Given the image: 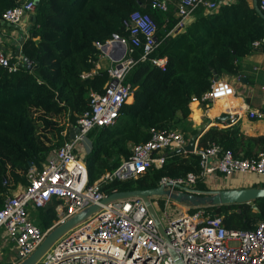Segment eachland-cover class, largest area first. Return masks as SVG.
Segmentation results:
<instances>
[{
  "label": "trees",
  "instance_id": "1",
  "mask_svg": "<svg viewBox=\"0 0 264 264\" xmlns=\"http://www.w3.org/2000/svg\"><path fill=\"white\" fill-rule=\"evenodd\" d=\"M16 2L0 0V17L4 9ZM150 2L38 1L29 34L21 43V60L15 52L9 55L10 63L17 64L16 69L10 72L0 66V207L10 189L27 183L25 173L29 165L41 168L48 152L63 143L62 127L52 116L66 114L74 124L77 115L87 107L89 92L102 91L107 80L106 70L85 78L81 73L90 71L98 59L99 50L93 42H103L113 33L126 34L123 20L132 11L147 13L154 21L159 44L152 56H166L167 62L162 70L150 61H139L126 75L125 81L133 87V100L123 105L113 125L89 132L92 148L84 156L89 182L126 158L130 143L148 140L150 128H177L190 113L191 98L207 91L213 79L236 74V60L252 50L253 41L264 37V19L253 7L252 0L224 3L215 12H205L199 7L188 25L168 35L176 22L173 6L160 11L152 8ZM3 24L0 20V27ZM140 51L137 49L135 56ZM24 58L30 60L31 69ZM36 111L41 114L34 115ZM198 116L199 109L194 108L193 117ZM38 123L55 141L39 132ZM182 132L188 138L185 130ZM211 143L229 148L241 157L264 151V137L245 136L238 123L210 126L199 137L198 148ZM198 171L197 154L172 150L167 152L162 167L149 168L137 178L115 180L103 190L111 193L149 189L156 187L163 176L174 178ZM252 187H264V183L252 184ZM193 189L199 193L210 190L201 180ZM55 203L39 208L34 215L42 228L57 219ZM208 207L213 215L222 217L228 229L248 230L257 221L264 220V197L249 203L208 204Z\"/></svg>",
  "mask_w": 264,
  "mask_h": 264
},
{
  "label": "built area",
  "instance_id": "2",
  "mask_svg": "<svg viewBox=\"0 0 264 264\" xmlns=\"http://www.w3.org/2000/svg\"><path fill=\"white\" fill-rule=\"evenodd\" d=\"M34 0H17L2 11L0 20L10 26L20 25L34 14ZM150 6L160 11L174 8L176 22L167 33L181 31L189 17L199 7L205 12H215L220 6L213 0H151ZM259 7L264 13V0ZM126 34L113 33L105 41H94L99 50L98 59L90 71L81 77L92 76L101 69L107 71V80L102 91L91 90L87 107L77 115L75 123L67 122L60 133L63 143L52 148L42 167L30 164L25 173L27 183L17 186L5 195L0 207V236L13 242L17 264L29 256L56 226L80 213L91 205L98 209L63 233L44 253L36 264H175L174 252L182 264H264V220L255 223L252 229H228L222 217L213 215L208 204L194 206L164 197L165 210L158 213L149 201L162 224L165 235L160 233L145 202L138 197L117 199L103 203L102 199L116 192L106 193L103 187L115 180L137 178L149 168H160L169 151L181 148L187 138L178 128H150V138L133 143L130 154L121 158L119 164L106 170L89 182L84 156L92 148L89 132L94 128L113 125L124 104L133 97V87L125 81L130 69L139 61H150L164 70L167 57L152 56L159 44L156 24L147 13L132 11L123 20ZM264 37L252 42V48L260 47ZM141 49L135 56L137 49ZM108 63L101 68V61ZM20 61V60H19ZM16 63H10L9 54L0 48V66L12 72ZM264 89V86H263ZM234 85L223 77L212 80L210 88L190 102L202 103L210 108L215 100L232 99ZM230 117L229 126L239 116L235 107L225 108ZM250 119L264 120V106L247 108ZM199 156V171L184 176H163L157 186L175 192H193L198 180L207 185L213 177L233 174H251L264 178V151L253 156H236L229 148L215 143L194 148ZM54 205L57 219L46 228L35 221L32 209ZM168 206L179 212L169 216Z\"/></svg>",
  "mask_w": 264,
  "mask_h": 264
},
{
  "label": "crops",
  "instance_id": "3",
  "mask_svg": "<svg viewBox=\"0 0 264 264\" xmlns=\"http://www.w3.org/2000/svg\"><path fill=\"white\" fill-rule=\"evenodd\" d=\"M217 4L233 2L235 0H213ZM173 8V7H172ZM204 11L205 9L202 8ZM197 11V10H195ZM195 12L187 20L188 25L194 19ZM32 16V15H31ZM31 16L25 18L17 27L21 28V32H14L5 37V33L0 32V48L4 49L7 54L11 55L15 52L17 59L21 60L20 48L24 38L29 34L28 29L31 24ZM10 26V25H8ZM8 42V43H6ZM102 65H106L108 61L102 60ZM237 73L222 76L229 80L235 87V96L232 99H218L215 103L222 101L223 107L221 109L214 108L215 103L208 109L204 108L202 103L190 102V113L186 119L181 120L178 129L189 135L187 140L192 135L190 132L193 130H200L204 132L210 126L222 127L225 121L216 122L215 117L225 112L227 107H235L240 113L236 117V121L231 124L238 123L241 132L247 137H264V120L250 119L246 113L247 108H259L264 106V47L261 45L252 50L244 56L236 60ZM132 99L129 101L131 102ZM194 108L199 109V116L197 119L193 117ZM215 111V113L213 112ZM230 124V125H231ZM199 139V138H198ZM198 139L195 140V147L198 148ZM187 143V141H186ZM133 143L129 144L131 148ZM257 151V148H255ZM193 153V152H192ZM218 178V177H217ZM261 180L264 178L258 176ZM218 180V179H217ZM210 189V188H209ZM16 258V250L12 241H2L0 236V264H12Z\"/></svg>",
  "mask_w": 264,
  "mask_h": 264
},
{
  "label": "water",
  "instance_id": "4",
  "mask_svg": "<svg viewBox=\"0 0 264 264\" xmlns=\"http://www.w3.org/2000/svg\"><path fill=\"white\" fill-rule=\"evenodd\" d=\"M37 4L39 0H34ZM252 5L255 10L259 13V15L264 19V13L261 11L258 0H252ZM23 41V40H22ZM24 62L27 64V67L31 69V62L29 59L24 58ZM216 122L225 121L226 123H230V117L227 113L223 112L219 116L215 117ZM202 131L198 130L193 133L190 138L187 140V143L184 144L183 147L176 149V152H194L195 148V140L198 139L202 135ZM160 195H169L173 200L186 203L194 206L211 204V205H220V204H229V203H249L252 200L264 197V187H242V188H226V189H218V190H209L202 194H196L193 192H184L181 190L172 192L170 189H165L163 185H159L149 189H133V190H125V191H116L113 192L102 199L103 203H107L117 199H126L132 197L141 198L151 216L154 218L156 225L160 231V233L164 236L165 239L168 237L165 235L161 222L157 217L153 207L149 201V197L152 196H160ZM255 208V206H253ZM98 209L97 205H91L81 211L80 213L74 215L73 217L66 220L64 223L59 224L55 228H53L43 239V241L37 246V248L25 259L21 260L17 264H36L44 253L53 245V243L68 229L85 219L92 212ZM175 264H182L179 257L172 252Z\"/></svg>",
  "mask_w": 264,
  "mask_h": 264
},
{
  "label": "rangeland",
  "instance_id": "5",
  "mask_svg": "<svg viewBox=\"0 0 264 264\" xmlns=\"http://www.w3.org/2000/svg\"><path fill=\"white\" fill-rule=\"evenodd\" d=\"M0 32L5 33V37H7L8 35L13 34L14 32H21V28L17 27L16 25L8 26L7 23H4L0 27ZM6 43H8V42H6ZM104 67H105V65H101V68H104ZM36 114H41V112L40 111L34 112V115H36ZM52 118H53L52 120H55V122L58 126L62 127V130L65 129L67 122H69L67 120L68 117L66 114H59L57 116H52ZM38 130L42 134L44 133L47 138L51 139V142L55 141V137H53L50 132L45 131L44 126L41 123H38ZM262 183H264V180L261 179V181H260V179L256 175L237 173V174H233L231 176L220 175V176H218V178L213 177L211 179V182H209L208 185L206 183H204V184H205V186L210 188V190H218V189H226V188L250 187V186H252V184L260 185ZM14 190L15 189H10L9 193L13 192ZM150 198L153 201L155 209L158 211V213L165 210L164 205H163L164 197L152 196ZM37 211H38V209H32L31 210L32 215H37ZM167 212H168L169 216L174 217L179 211L172 206H168ZM1 239H2V241H7V240L3 239L2 237H1Z\"/></svg>",
  "mask_w": 264,
  "mask_h": 264
},
{
  "label": "bare ground",
  "instance_id": "6",
  "mask_svg": "<svg viewBox=\"0 0 264 264\" xmlns=\"http://www.w3.org/2000/svg\"><path fill=\"white\" fill-rule=\"evenodd\" d=\"M214 106H215L214 108H216L217 106H223V105H222V101H218V102H216Z\"/></svg>",
  "mask_w": 264,
  "mask_h": 264
}]
</instances>
